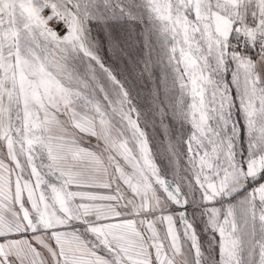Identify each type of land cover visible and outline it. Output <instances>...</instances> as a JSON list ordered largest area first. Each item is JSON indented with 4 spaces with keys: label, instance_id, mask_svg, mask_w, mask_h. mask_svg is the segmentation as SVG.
<instances>
[{
    "label": "snow or ice",
    "instance_id": "1",
    "mask_svg": "<svg viewBox=\"0 0 264 264\" xmlns=\"http://www.w3.org/2000/svg\"><path fill=\"white\" fill-rule=\"evenodd\" d=\"M0 264H264V0H0Z\"/></svg>",
    "mask_w": 264,
    "mask_h": 264
}]
</instances>
